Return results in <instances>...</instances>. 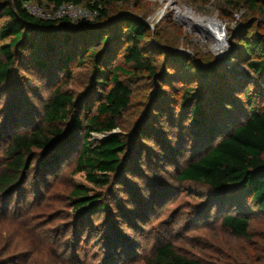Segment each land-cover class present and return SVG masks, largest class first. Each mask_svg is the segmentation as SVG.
I'll return each instance as SVG.
<instances>
[{"label":"trees","instance_id":"1","mask_svg":"<svg viewBox=\"0 0 264 264\" xmlns=\"http://www.w3.org/2000/svg\"><path fill=\"white\" fill-rule=\"evenodd\" d=\"M29 1L53 10L73 4L98 11V16L93 21L81 20L77 26L69 19L43 20L29 13ZM123 1L0 0V91L11 88V93H17L24 84L22 79H42L51 89L46 101L24 105L20 100L24 96L20 94L8 102L11 106L4 111L9 118L5 128L18 126V130L11 129L9 133L8 129L4 134L7 146L4 163L0 165V215L8 217L7 204L12 203L14 196L17 204L24 205L20 195L35 154L42 153L43 174L49 173L60 165V160L68 159L65 155L59 160L58 155L72 145L77 134L82 145L76 157V174H86L88 184L97 189L116 183L114 190L124 189L123 193L142 196L145 186H136L132 179L143 181L144 168L161 171L175 160L178 149L182 150L180 145L193 143L194 161L178 169V182L207 189V212L216 211L222 228L235 238H248L254 210L264 213V36H244L237 45L230 60L240 59L241 53L247 67L238 78L224 64L194 67L183 54L169 53L171 66H180L188 73L193 71L199 87L185 93L178 110L171 98H163L165 92L161 90L135 135L127 140L117 131L127 132L123 117L133 103V89L123 79L131 75L128 65H132L134 72L148 71L162 83L173 74L159 75L150 65L143 51L151 30L147 24L127 14L111 18V7ZM227 2L235 9L243 3L264 15V0ZM120 55L123 62H119ZM87 63L91 69L90 88L75 97L64 88L72 81L75 69ZM140 115L126 130L133 128ZM93 135L104 138L92 143ZM121 171L124 176L130 175V181H119L123 177ZM90 192L85 186H76L70 193L74 207L83 209L85 217L109 212L102 196ZM117 207L119 214L124 213L122 203ZM136 213L127 211L125 217L131 222ZM118 219L116 215L105 226L106 251L102 252L107 254L101 264H134L133 251L116 255L114 248L105 244L109 242L107 235L111 237L112 232L120 229ZM82 224L79 234L86 228ZM88 226L89 233L95 225ZM18 259L0 260V264ZM143 261L202 264L181 255L173 243L157 246Z\"/></svg>","mask_w":264,"mask_h":264},{"label":"rangeland","instance_id":"2","mask_svg":"<svg viewBox=\"0 0 264 264\" xmlns=\"http://www.w3.org/2000/svg\"><path fill=\"white\" fill-rule=\"evenodd\" d=\"M27 6L36 12V8L40 7L51 10L31 1L27 2ZM169 6L171 9H168ZM118 14L135 16L147 24L151 30L148 41L143 43V51L150 65L156 68L159 75H163V72L173 74L170 78L166 76V83H162L159 78L149 75L148 71L134 72L132 65H128L131 75L123 79L133 89L134 95L131 109L123 117L127 128L136 121L138 114L142 115L139 121L142 122L148 106L155 96H160L161 90L165 92L163 98H171L178 110L185 93L199 87L193 71L188 73L180 66H171L169 53L183 54L194 67L209 68L224 64L238 78L247 67L241 53L240 59L230 60L236 53L237 45L244 36H264L263 14L243 3L239 7L236 5L235 9L229 6L227 0H124L111 7V18ZM206 22H219L224 26L222 45H217L210 36L204 26ZM77 23L80 21L75 26ZM251 28L252 31H249ZM119 62H123L122 55ZM90 77L91 69L87 63L75 69L72 81L64 90L75 97L80 96L90 88ZM18 79H21L20 75ZM22 80L24 84L17 93H11V88L6 92L0 91V165L5 160L6 130L9 129V133L11 129L18 130V126L5 128L9 118L4 111L11 106H8V102L23 94L20 100L24 105L38 104L47 100L51 90L42 79ZM167 102L170 103V100ZM135 128L134 123L131 130L117 133H123L129 140ZM103 138L102 135H93L90 141L95 143ZM81 145L82 139L77 134L70 145L76 148L68 145L58 155L59 160L65 155L69 156L68 159L60 160V165L46 174L42 170V153L35 154L27 184L20 195L24 205L17 204L14 196L12 203L7 204L8 217L0 215L1 261L19 257L9 264H101L107 254L102 252L106 251L104 231L118 215L120 219L117 225L120 229L112 232L111 237L107 235L109 242L105 244L114 248L116 255L133 251L134 264H143L144 258L157 246L167 243H173L181 255L202 264H264V213L255 209L248 238H235L222 228L216 211L207 212V189L194 183L178 182V169L194 161L196 153L192 148L193 143L180 145L182 150L178 151L173 147L179 153L161 171L144 168L143 181L132 179L136 186H145L143 196L123 193L124 189L114 190L116 183L104 189L88 184L86 174L74 172ZM123 173L121 171V175ZM121 178L126 181L131 179L130 175L120 176L119 181ZM76 186H85L91 190V195H101V201L107 204L109 212L85 217V213L81 212L83 209L75 208L70 199V193ZM120 203L124 208L121 214L117 207ZM2 207L0 202V213H3ZM134 210L136 217L130 222L125 213ZM14 212L20 216L14 215ZM83 222L85 233L79 234ZM88 225H95L89 233ZM4 249L8 252L3 253Z\"/></svg>","mask_w":264,"mask_h":264},{"label":"built area","instance_id":"3","mask_svg":"<svg viewBox=\"0 0 264 264\" xmlns=\"http://www.w3.org/2000/svg\"><path fill=\"white\" fill-rule=\"evenodd\" d=\"M41 9L32 10L31 7L27 6L29 13L33 16L43 20H56V19H69L72 22L77 21H93L98 16V11H92L90 9H83L81 6H75L73 4H66L57 10L47 11L45 7Z\"/></svg>","mask_w":264,"mask_h":264},{"label":"bare ground","instance_id":"4","mask_svg":"<svg viewBox=\"0 0 264 264\" xmlns=\"http://www.w3.org/2000/svg\"><path fill=\"white\" fill-rule=\"evenodd\" d=\"M168 9H171L170 6L168 7ZM204 26L209 31L210 36L213 37V40L216 42V44L222 45L224 42L223 37L225 34L224 26H222L219 22H206Z\"/></svg>","mask_w":264,"mask_h":264},{"label":"water","instance_id":"5","mask_svg":"<svg viewBox=\"0 0 264 264\" xmlns=\"http://www.w3.org/2000/svg\"><path fill=\"white\" fill-rule=\"evenodd\" d=\"M150 106V105H149ZM149 106H148V108H149ZM148 108H147V111H148ZM147 114V113H146ZM142 116V115H141ZM142 118L140 117V119L137 121V123H136V128H135V130L132 132V136L133 135H135V133L137 132V130H138V128H139V125H140V120H141ZM46 152V151H45ZM47 153V152H46ZM15 188V187H14ZM13 191V190H12Z\"/></svg>","mask_w":264,"mask_h":264}]
</instances>
